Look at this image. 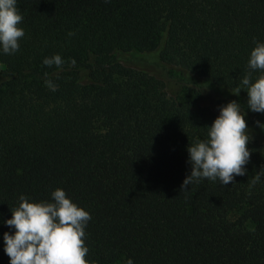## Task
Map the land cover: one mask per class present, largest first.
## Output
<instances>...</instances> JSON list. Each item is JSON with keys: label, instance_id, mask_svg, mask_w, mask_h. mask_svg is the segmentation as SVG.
I'll return each mask as SVG.
<instances>
[{"label": "trees", "instance_id": "1", "mask_svg": "<svg viewBox=\"0 0 264 264\" xmlns=\"http://www.w3.org/2000/svg\"><path fill=\"white\" fill-rule=\"evenodd\" d=\"M17 7L25 34L17 52H0V264L19 196L51 200L58 187L90 212L91 264H264V176L252 183L264 166V113L247 108L240 83L259 74L247 64L264 42V0ZM54 54L61 68L42 63ZM158 70L182 89L171 92ZM231 100L247 112L245 175L181 189L187 145Z\"/></svg>", "mask_w": 264, "mask_h": 264}, {"label": "clouds", "instance_id": "2", "mask_svg": "<svg viewBox=\"0 0 264 264\" xmlns=\"http://www.w3.org/2000/svg\"><path fill=\"white\" fill-rule=\"evenodd\" d=\"M21 21L17 0H0V52L3 54L18 51L19 39L25 34L19 26ZM42 63L61 68L63 59L54 54L45 57ZM247 66L259 71L255 77L248 72L240 81L247 91V108L264 113V42L255 43ZM45 83L51 90H56L51 80ZM246 115L236 100L219 107V114L208 125L207 137L187 145L191 171L185 176L181 189L201 179L218 180L228 185L235 176L245 175V165L251 154L247 146L250 135ZM256 123L264 129V123ZM261 176H264V166L255 173L252 183L260 181ZM10 210V218L4 220L10 231L3 233L9 264H91L86 259L89 249L85 243L90 212L77 205L64 189L53 190L51 200L36 201L21 194L18 205ZM126 264H134L133 259L129 257Z\"/></svg>", "mask_w": 264, "mask_h": 264}, {"label": "rangeland", "instance_id": "3", "mask_svg": "<svg viewBox=\"0 0 264 264\" xmlns=\"http://www.w3.org/2000/svg\"><path fill=\"white\" fill-rule=\"evenodd\" d=\"M1 68H2V63L0 62V69ZM156 73L165 79L171 92L180 91L182 89L184 82L180 80V77H176L173 74L172 75L170 73L167 74L159 70L156 71ZM214 101H216V97L213 96H209L208 99H204V102L206 103L214 102Z\"/></svg>", "mask_w": 264, "mask_h": 264}]
</instances>
